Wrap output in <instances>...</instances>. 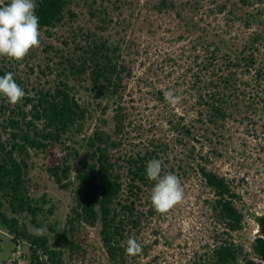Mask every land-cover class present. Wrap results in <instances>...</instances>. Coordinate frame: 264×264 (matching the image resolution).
Masks as SVG:
<instances>
[{
  "label": "rangeland",
  "instance_id": "obj_1",
  "mask_svg": "<svg viewBox=\"0 0 264 264\" xmlns=\"http://www.w3.org/2000/svg\"><path fill=\"white\" fill-rule=\"evenodd\" d=\"M121 1L108 2L112 22L106 29H101L87 7L75 4L78 16L65 18L64 23L50 28V36L41 29L39 47L32 48L22 60L0 56L1 62L17 68L22 80L21 88L33 95L39 88H54L64 78L59 73L65 64L60 65L59 62L64 57L56 55L55 48L61 50L59 54H70L75 59L78 52L74 50L75 43L71 37L76 32L80 34L81 28H90L111 43H119L121 50L116 56H119L125 70L131 72L123 80L124 88L111 98H96L86 76L67 79L80 102L89 109L82 132L68 133L64 136L65 143L49 145L45 150L30 149L28 186L39 201L38 206H42L40 210L36 208L34 215L12 212L6 202L0 205V210L9 216L14 215L19 224L30 232L46 227L44 234L48 236L52 248L62 251L65 264H110L100 236L99 222L95 226L81 225L78 228L74 241L80 248L74 251L55 241L56 235L61 234L66 226L75 199L72 189L59 187L48 167L62 163L66 157L75 173L86 150L85 138L94 128L99 126L115 135L113 115L120 104L128 115L123 132L127 147L134 138L132 141L135 144L144 142L146 145L149 139L162 137L173 147L168 158L176 166L177 159H184L186 149L175 142L184 138L195 145L197 160L200 159L198 155H206L209 168L235 180L234 188L241 196L238 205L246 213V225L233 233V239L250 249L254 238L262 234L256 218L264 215V108L259 107L256 114L249 111L250 118L247 119H243L245 114L233 109L221 138L216 134H212L211 141V134L207 139L202 137L200 132L203 134L204 131L196 121L198 94L190 88L196 72L189 68L195 50L206 44L211 49L218 46L221 54L232 57L254 52L257 63L263 64L264 0H249V3L243 0H169L174 3V8L162 9L156 7L160 0ZM0 3H10V0H0ZM114 4L119 9L113 7ZM78 39L81 40L80 37ZM65 40L70 44L66 45ZM50 45L53 49L49 48ZM41 69L46 73H42ZM159 91L163 98H159ZM167 92L178 96L179 103L173 105L166 100ZM118 95L122 97L119 99ZM245 109L243 105L242 112ZM168 118H173L180 127L183 124L195 125L201 141L169 131ZM102 119H106V123ZM215 132L221 133L222 130ZM73 149L79 154L70 155ZM214 149L221 154H216ZM196 161L191 164L196 166ZM163 162L165 174L171 172L180 178L185 191L184 200L166 214L156 212L153 216H144L139 226L127 227L121 243L126 247L127 239L133 237L142 246L139 254H126L128 264H190L198 255L213 248L214 236L221 232L206 201L211 192L200 175L189 167L187 175L176 167L175 171H169L170 163ZM152 189L144 190L142 201L135 203L136 210H147ZM41 197H45L44 202L38 199ZM125 198L126 194H120L121 202L124 203ZM9 233L0 221V264L8 262L14 246L15 234Z\"/></svg>",
  "mask_w": 264,
  "mask_h": 264
},
{
  "label": "trees",
  "instance_id": "obj_2",
  "mask_svg": "<svg viewBox=\"0 0 264 264\" xmlns=\"http://www.w3.org/2000/svg\"><path fill=\"white\" fill-rule=\"evenodd\" d=\"M108 2L114 1L35 0L39 31L42 29L50 36V28L64 23L65 18L77 17L75 4L87 7L101 29H106L112 22ZM116 2L122 1L115 0L114 3ZM243 2L249 3V0ZM174 6L172 1L160 0L156 7L162 9ZM113 7L119 9L116 4ZM71 38L75 43L74 50L78 52L75 59L71 58L70 54H59L61 50L58 48L54 50L56 55L64 57L59 64L65 63L59 70L64 78L58 85L54 88H39L33 95L25 93L15 105L10 104L7 98L0 94V205L6 202L12 212H29L34 215L36 208L40 210L42 207L38 206L39 201L31 194L28 186L30 149L45 150L49 145L63 144L66 134H79L83 130L89 109L80 102L73 92V87L66 82L67 79L86 76L96 98H111L117 96L124 88L123 80L131 74L125 70L124 64H121L119 56H116L121 50L118 42L113 44L90 28H81L80 34L76 32ZM64 43L70 44L67 40ZM49 48L53 49V46L50 45ZM195 51L189 69L196 73L190 88L198 94L195 102L199 106L196 121L201 131H204L203 134L200 132V135L206 138L211 134L210 138L212 134H216L221 138L225 133V122L232 116L233 109L239 114H245L243 119H247L250 118L249 111L256 114L259 107L264 108V63H257V55L254 52L232 57L229 54H221L218 46L211 49L209 44ZM16 70L15 66L6 65L0 60V76L7 72L13 73L14 80L21 87L22 80ZM41 72L46 73L44 69H41ZM159 93V98H163L162 92ZM121 97L119 96V99ZM243 105L247 112L246 109L242 112ZM127 118L124 107L118 104L113 115L115 135L99 126L92 130L85 138L86 150L75 173L73 165L66 157L62 163L48 167L50 175L59 187L72 189L75 199L66 226L61 234L56 235L55 241L74 251L80 248L74 241L78 228L82 227L81 225L95 226L99 222L100 236L110 264H128L126 247L121 243L127 227H137L144 216H153L156 213L150 202L146 211L136 210L135 207L137 201H142L144 190L153 188L156 183L147 178V162L159 159L170 163L168 157L173 149L170 142L164 141L162 137H153L146 145L144 142L135 144L132 141L134 138L127 147L123 140ZM180 119L184 117L180 116ZM102 122L106 123V119H102ZM168 122L169 131L201 141V137L196 134L195 125L183 124L180 127L173 118H168ZM220 129L221 133L215 132ZM177 143L185 147V156L184 159L175 158L177 165L170 163L168 170L175 171L176 167V170L179 169L187 175L189 167L200 175L204 185L211 192L206 200L209 210L214 214L221 229V232L214 236L213 248L198 255L190 264H264L261 261L264 259V215L256 218L262 234L254 238L250 249L247 250L235 242L233 233L242 230L246 225V213L238 205L241 196L234 188L235 180L209 168L206 155H198L200 159L197 160L194 144L184 138H178L175 144ZM213 151L221 154L217 149ZM69 154L76 156L79 151L73 149ZM193 161H196V166L191 164ZM165 171L163 162L161 175H164ZM120 194L127 196L124 203L119 199ZM38 199L45 201V197ZM0 221L1 225L11 232L9 234L14 233L16 237H22L42 247L51 255L54 264H65L62 251L51 247L47 235H34L25 226H21L14 215L9 216L1 210Z\"/></svg>",
  "mask_w": 264,
  "mask_h": 264
},
{
  "label": "clouds",
  "instance_id": "obj_3",
  "mask_svg": "<svg viewBox=\"0 0 264 264\" xmlns=\"http://www.w3.org/2000/svg\"><path fill=\"white\" fill-rule=\"evenodd\" d=\"M35 9V0H10V3H0V56L19 61L32 48L39 47V17ZM0 94L10 104L15 105L25 96V91L16 83L13 73L7 72L0 76ZM165 98L173 105L180 100L172 92H167ZM162 164L163 161L159 159L148 161L146 175L148 179L156 182L150 194L153 208L157 213L166 214L183 202L185 191L177 175L171 172L161 175ZM45 231L46 227L37 228L33 234L43 235ZM126 245L125 252L128 255H136L142 251V246L133 237L127 239Z\"/></svg>",
  "mask_w": 264,
  "mask_h": 264
},
{
  "label": "built area",
  "instance_id": "obj_4",
  "mask_svg": "<svg viewBox=\"0 0 264 264\" xmlns=\"http://www.w3.org/2000/svg\"><path fill=\"white\" fill-rule=\"evenodd\" d=\"M13 239L14 246L10 251L7 264H54L51 261V255L42 247L15 235Z\"/></svg>",
  "mask_w": 264,
  "mask_h": 264
}]
</instances>
